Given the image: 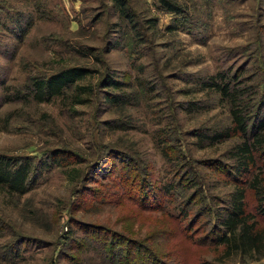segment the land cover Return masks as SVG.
Here are the masks:
<instances>
[{"label":"rangeland","instance_id":"374dc122","mask_svg":"<svg viewBox=\"0 0 264 264\" xmlns=\"http://www.w3.org/2000/svg\"><path fill=\"white\" fill-rule=\"evenodd\" d=\"M175 1L182 11L158 0H0V97L71 64L92 67L82 80L96 87L85 102L72 85L63 98H0V151L34 163L28 190H0V264H264L226 254L215 237L233 182L264 222L247 185L260 161L237 173L226 151L236 135L193 133L229 124L219 93L193 81L218 69L236 76L250 121L264 116V0ZM107 73L118 85H102ZM61 148L71 162L52 159Z\"/></svg>","mask_w":264,"mask_h":264},{"label":"trees","instance_id":"16d2710c","mask_svg":"<svg viewBox=\"0 0 264 264\" xmlns=\"http://www.w3.org/2000/svg\"><path fill=\"white\" fill-rule=\"evenodd\" d=\"M114 1L120 5L123 4L122 0ZM158 2L168 11H182L180 4L175 0H158ZM91 50L90 47L75 49L80 54H90V56ZM93 70L88 65L71 64L46 74H33L25 83V90L21 91V88L12 87L13 90L11 89L10 92L6 90L0 97L2 100H0L32 98L36 101H46L55 96L63 98L67 94L66 87L72 85L70 95L74 101L85 102L95 93L94 88L96 87L90 78L84 81L82 79L86 78ZM235 80L236 76L233 73L223 69L194 78L193 81L197 85L196 89L219 93V97L227 104L229 124L222 130L215 129L211 132H202L197 129L193 130V133L197 139L207 140L210 143L224 140L230 135H236L237 139L229 145L226 151L228 157L232 159L230 168L237 173L247 170L250 165H255L257 160L260 161V164L256 166L258 167L257 172L252 174L247 185L251 188L255 200L254 209L263 216L264 221V183L261 182V176L258 172L264 167V116L259 117L255 122L250 121V116L245 110L248 103L242 96L244 92L241 87L233 84ZM102 81V85H118V80L111 78L109 73ZM4 87L11 88L8 84ZM121 94L104 92L103 97L109 101H124L125 95ZM186 108L191 110L205 109L207 104H199L190 100ZM163 150L161 153L167 155V152ZM52 153H54L51 156L52 159L58 163H62V159H65L64 162H71L68 160L72 159L70 150L53 149ZM33 167L34 163L29 155L0 151V190L10 196L24 193L32 184ZM74 167L77 168L71 165L67 171L74 169ZM71 176L72 179L76 178V173H71ZM165 188L169 189L170 186ZM194 189L196 193L199 191L198 187ZM228 192V199L226 200L228 204L224 207L223 213L218 210L215 217L216 241L223 244V252L226 254L237 251L264 259V222L260 223L255 217V213L245 208V186L233 182V187ZM201 264H210V262L202 261Z\"/></svg>","mask_w":264,"mask_h":264}]
</instances>
